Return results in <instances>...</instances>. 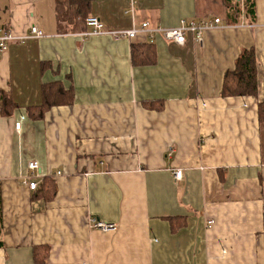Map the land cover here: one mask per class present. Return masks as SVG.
Segmentation results:
<instances>
[{
	"label": "crops",
	"instance_id": "1",
	"mask_svg": "<svg viewBox=\"0 0 264 264\" xmlns=\"http://www.w3.org/2000/svg\"><path fill=\"white\" fill-rule=\"evenodd\" d=\"M253 2V21L240 5L233 24L224 0H90L109 31L221 20L177 45L84 38L55 0H0L1 31L44 34L0 52L14 105L0 112V264H264V0ZM250 48L256 95L222 97ZM52 83L71 104L30 117Z\"/></svg>",
	"mask_w": 264,
	"mask_h": 264
},
{
	"label": "trees",
	"instance_id": "2",
	"mask_svg": "<svg viewBox=\"0 0 264 264\" xmlns=\"http://www.w3.org/2000/svg\"><path fill=\"white\" fill-rule=\"evenodd\" d=\"M224 4L230 18L229 22L238 23L240 8L244 10L246 17L250 21L254 19L253 0H224ZM90 0H55L57 12H63L65 9L75 24L84 22L89 14ZM237 17V18H236ZM42 87L41 103L27 109L32 118L42 117L43 113L55 106L69 105L72 102L69 90H64L60 85ZM257 90L256 82V62L252 48L242 50L235 60L234 68L226 71L223 76L220 95L222 97L234 96H255ZM9 96L0 92V112L8 114L13 108ZM257 117L260 124H264V101L257 104ZM1 199H0V232H1ZM1 246V242H0Z\"/></svg>",
	"mask_w": 264,
	"mask_h": 264
},
{
	"label": "built area",
	"instance_id": "3",
	"mask_svg": "<svg viewBox=\"0 0 264 264\" xmlns=\"http://www.w3.org/2000/svg\"><path fill=\"white\" fill-rule=\"evenodd\" d=\"M85 25L89 29L87 32L82 33L81 36L86 38L96 35H110L113 39H128L132 40L139 35L145 36L147 41L152 42L154 38L160 37L166 42H172L177 45H183L186 36L191 35L194 39L200 41L203 33L212 28L221 25L219 18L213 19H200V20H181L176 27L162 28L159 26H150L148 22H143L137 27H133L129 30L121 31H109L105 28L104 24L95 16H89L85 19ZM44 34L35 27H30L26 35L15 37L12 34L1 31L0 29V52H5L8 49V45L11 42L24 41L26 39L43 37ZM19 122L15 123V130L19 129ZM38 168L36 162L32 161L28 163V169L34 171ZM173 177L176 181L181 179V170H175ZM27 187L30 190L36 188V183L33 181L27 183ZM88 226L92 229H96L103 232L113 231L115 229L114 224L104 223L97 221L96 219H88ZM212 221H208V225H211Z\"/></svg>",
	"mask_w": 264,
	"mask_h": 264
}]
</instances>
